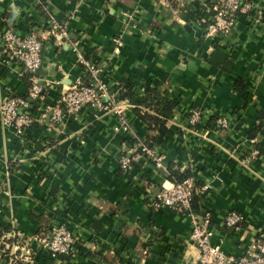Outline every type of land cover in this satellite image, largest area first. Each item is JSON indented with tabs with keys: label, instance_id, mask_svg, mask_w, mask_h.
Returning <instances> with one entry per match:
<instances>
[{
	"label": "crops",
	"instance_id": "0c3cea01",
	"mask_svg": "<svg viewBox=\"0 0 264 264\" xmlns=\"http://www.w3.org/2000/svg\"><path fill=\"white\" fill-rule=\"evenodd\" d=\"M208 2L217 0H0V105L29 90L24 67L3 52L1 30L25 37L50 14L67 23L70 41L45 42L38 76L48 81L45 106L85 79L81 58L100 64L118 102L131 105L129 131L115 129L112 112L91 108L54 125L41 105L29 112L37 123L23 137L0 126V264H193L190 219L151 206L170 185L169 171L146 160L131 173L120 169L119 158L142 143L157 148L169 168L210 185L196 211L211 214L212 244L225 255L242 257L254 241L264 244V132L251 138L264 110V16L240 15L228 36L213 39L190 17L198 8L208 13ZM256 4L264 11V0ZM151 89L178 104L163 117L167 134L151 132L135 114ZM129 90L133 103L120 100ZM195 109L205 111L196 128L188 121ZM211 116L228 118L230 127L218 119L209 125ZM231 212L243 217L232 229ZM63 223L76 249L53 259L45 244Z\"/></svg>",
	"mask_w": 264,
	"mask_h": 264
},
{
	"label": "built area",
	"instance_id": "2783aa9c",
	"mask_svg": "<svg viewBox=\"0 0 264 264\" xmlns=\"http://www.w3.org/2000/svg\"><path fill=\"white\" fill-rule=\"evenodd\" d=\"M158 4H165L167 0H153ZM215 15L210 18L206 35L209 38L216 36H228L240 15H250L255 12L261 16V10L256 0H217L214 6ZM80 13V7L73 10L71 19H75ZM50 14V13H49ZM135 16V15H134ZM134 16L129 17V23L133 24ZM3 52L24 67L26 73L32 75V87L29 88L24 98H9L0 105V126L11 128L17 136L23 137L25 131L37 123L33 116L31 103L36 102L43 106L45 112L51 111V123L61 125L67 118H77L85 108H91L100 112H112L117 117L115 129L117 131H129L130 122L127 111L131 105L120 104L118 97L112 92L105 82L101 65L85 58L80 59V64L86 69L84 80L77 81L72 86H65L60 94L58 104L49 108L45 106V90L48 81H41L37 72L42 67V53L46 41H55L63 44L70 41V34L66 22H59L50 14L47 24L37 26L27 36H20L13 28L5 27L1 30ZM116 50H120L123 38L114 39ZM205 111L195 109L188 116L189 124L198 127L202 124ZM218 125L222 129L230 127V121L226 117L218 119ZM207 135L203 137L206 138ZM259 153H252L255 158ZM148 161L161 171L168 172L169 167L165 163V156L153 145L142 143L138 151L132 156L122 155L119 158L120 169L126 174L134 170V164ZM248 160V159H247ZM245 160V162L247 161ZM194 178L183 183H171L163 187L151 206L156 209H169L174 213L188 218L191 221L190 241L196 250L197 260L193 264H264V244L254 241L242 257L227 256L220 246L212 244L215 230L212 226V217L209 212L198 216L193 209V201L196 197L204 198L210 191L208 183L196 187ZM243 217L237 212H231L226 217L228 228H235L242 222ZM49 255L53 259L70 256L75 252L76 241L73 232L66 223L57 226L49 240L45 244Z\"/></svg>",
	"mask_w": 264,
	"mask_h": 264
},
{
	"label": "trees",
	"instance_id": "16d2710c",
	"mask_svg": "<svg viewBox=\"0 0 264 264\" xmlns=\"http://www.w3.org/2000/svg\"><path fill=\"white\" fill-rule=\"evenodd\" d=\"M214 6L215 4L208 2V9L209 12L207 13L206 10H201L198 8L197 12L195 14H192L190 17L194 19H198L201 22L202 29L207 32L209 25L212 23V21L209 19L207 20V15L208 18H212L215 15L214 11ZM206 20V21H205ZM8 27V26H6ZM27 84L29 88L32 87V75L28 74L25 77ZM239 85H242L240 91H244V85L242 84V81H239ZM134 94L129 90L126 93H123L121 95L120 100L121 101H127L129 103L134 102ZM45 99L47 100V94L45 93ZM141 108H138L135 110L136 116L142 120L148 127L151 132L155 131H162L163 133L167 134L168 129H167V120L164 119V116H171L177 109L178 104L175 101H170L166 99L161 91L159 89L157 90H150L148 95L139 103ZM32 110H37L39 108V104L36 102L31 103ZM151 112V113H150ZM212 117V116H211ZM210 117L209 125H211L213 122H216L217 119L220 117ZM259 122L258 125L255 126L253 131L251 132V138H255L258 134L261 132H264V110H262L259 113ZM261 149V154L264 153V149L262 147H259ZM134 168L137 166V164L133 165ZM122 171V170H121ZM123 172V171H122ZM125 173V172H124ZM126 174V173H125ZM194 178V175L192 171H184L181 172L180 168L176 165H171L169 168V177L168 180L171 183H183L186 180ZM196 182V187L200 186L197 181ZM204 198L196 197L195 200L193 201V209L198 210L201 207V204L203 202ZM12 229L10 228L9 231ZM8 231V232H9Z\"/></svg>",
	"mask_w": 264,
	"mask_h": 264
},
{
	"label": "water",
	"instance_id": "95a60500",
	"mask_svg": "<svg viewBox=\"0 0 264 264\" xmlns=\"http://www.w3.org/2000/svg\"><path fill=\"white\" fill-rule=\"evenodd\" d=\"M40 72H41V69H39L38 72H37V75H38V76L40 75Z\"/></svg>",
	"mask_w": 264,
	"mask_h": 264
}]
</instances>
